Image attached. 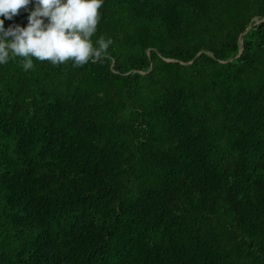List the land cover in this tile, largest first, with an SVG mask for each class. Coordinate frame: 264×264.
Instances as JSON below:
<instances>
[{"label":"trees","instance_id":"trees-1","mask_svg":"<svg viewBox=\"0 0 264 264\" xmlns=\"http://www.w3.org/2000/svg\"><path fill=\"white\" fill-rule=\"evenodd\" d=\"M99 12L107 56L0 65V264H264V0Z\"/></svg>","mask_w":264,"mask_h":264},{"label":"clouds","instance_id":"clouds-1","mask_svg":"<svg viewBox=\"0 0 264 264\" xmlns=\"http://www.w3.org/2000/svg\"><path fill=\"white\" fill-rule=\"evenodd\" d=\"M30 2L0 0V16L12 20L20 9L28 11ZM36 4L26 28L11 25L6 30L0 20V65L20 59L27 72L34 67V58L51 61L52 66L71 62L78 68L108 55L111 39H90L97 32L102 0H36Z\"/></svg>","mask_w":264,"mask_h":264},{"label":"water","instance_id":"water-1","mask_svg":"<svg viewBox=\"0 0 264 264\" xmlns=\"http://www.w3.org/2000/svg\"><path fill=\"white\" fill-rule=\"evenodd\" d=\"M263 20H264V19H263ZM245 31H246V30H245ZM245 31H244V32H245ZM239 45H240V43H239ZM240 51H241V46H240V50H239V52H238V55H239ZM238 55H237V56H238ZM196 56H198V54H197ZM196 56H195V57H196ZM166 62H169V60H166ZM187 64H189V63H187Z\"/></svg>","mask_w":264,"mask_h":264},{"label":"rangeland","instance_id":"rangeland-1","mask_svg":"<svg viewBox=\"0 0 264 264\" xmlns=\"http://www.w3.org/2000/svg\"><path fill=\"white\" fill-rule=\"evenodd\" d=\"M257 22L255 21V24H256Z\"/></svg>","mask_w":264,"mask_h":264}]
</instances>
